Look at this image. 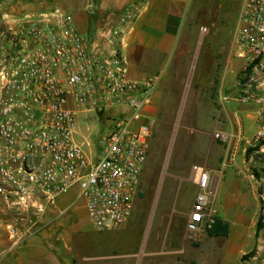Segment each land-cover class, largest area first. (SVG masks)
I'll return each mask as SVG.
<instances>
[{
    "label": "built area",
    "instance_id": "1",
    "mask_svg": "<svg viewBox=\"0 0 264 264\" xmlns=\"http://www.w3.org/2000/svg\"><path fill=\"white\" fill-rule=\"evenodd\" d=\"M9 1L0 0V196L9 206L41 214L73 189L96 230H117L139 195L154 124L149 107L164 73L132 78L116 43L119 30L108 32L107 49H101L69 13L14 15L5 11ZM231 52L240 61L239 76L216 101L248 106L245 118L255 127L244 134L235 112L230 131L213 134L232 158L240 141L256 151L264 146V0H242ZM98 108L109 130L97 152H85L75 139L78 115ZM192 178L186 230L194 233L211 226L212 192L206 169L193 167ZM8 234L16 237L17 229L8 226Z\"/></svg>",
    "mask_w": 264,
    "mask_h": 264
},
{
    "label": "rangeland",
    "instance_id": "2",
    "mask_svg": "<svg viewBox=\"0 0 264 264\" xmlns=\"http://www.w3.org/2000/svg\"><path fill=\"white\" fill-rule=\"evenodd\" d=\"M241 3L242 0H193L174 55L156 88L149 155L126 225L113 232L98 231L75 190L56 199V203L62 196L72 200V224L86 232L84 257L110 255L98 261L84 259L82 264H203L209 227L194 233L186 230V216L195 194L193 167H203L210 174L212 217L244 214L249 219L252 238L240 253L239 262L232 264H260L264 256V146L256 151L240 141L231 158L227 146L213 137L215 132L230 131L228 118L235 112L244 120V134L249 136L255 129L245 118L248 106L232 101L220 106L216 101L219 90L230 93L239 76L240 61L232 56L231 47ZM4 7L14 15L59 9L69 13L77 28L83 29L84 0H11ZM106 116L105 113L100 119L96 111L78 115L75 139L85 152L99 150L101 137L111 123ZM243 166L252 180L238 171ZM4 204L15 215L6 217L7 225L17 229L21 237H38L57 249L63 245L58 237L62 226L56 225L55 217L45 215L50 211L38 214L19 210L5 201ZM62 212L65 211L57 214ZM117 237L120 241L115 240ZM64 259L66 264H81L74 253L57 254L59 264H65Z\"/></svg>",
    "mask_w": 264,
    "mask_h": 264
},
{
    "label": "crops",
    "instance_id": "3",
    "mask_svg": "<svg viewBox=\"0 0 264 264\" xmlns=\"http://www.w3.org/2000/svg\"><path fill=\"white\" fill-rule=\"evenodd\" d=\"M192 2L193 0H84L83 29L79 30L77 26L76 28L80 33L84 31V34H88V29L93 26L94 32L90 39L101 49H107L108 32L113 29L119 30L116 43L128 58L129 75L132 78L140 79L164 71L166 65L168 66L174 55L180 29ZM126 14H129L130 18L122 22L121 19ZM157 95L158 91L155 90L149 107L150 111L153 109ZM242 121L244 120L242 119ZM250 125L254 126L252 123ZM238 171L249 179L245 166L239 168ZM135 201L136 199L133 209ZM71 205L72 200L62 196L57 205L48 209L47 211L50 212L45 214L55 217L58 220L56 225L62 226L58 237L62 240L63 245L57 249L45 245L38 237L29 236L24 239L18 232L16 237H10L8 234L10 225H7L6 217L13 218L15 215L5 207L4 201L0 197V264H59L57 254L61 251L65 256L74 253L81 264L84 259L91 258L92 261H98L110 256L101 254L84 257V247H86L84 246L86 244L84 235L86 232L72 224L74 221L73 214L70 212ZM58 211L65 212L57 214ZM218 217L228 224V236L210 237L206 234V237H209L205 252L207 257H204L202 262H204L203 264L239 262L240 253L248 247L252 238L249 219L244 214H236L232 218L229 215L224 218ZM187 218L188 215L186 222ZM73 238L76 241L75 244ZM133 254L134 252L131 254V259ZM65 258L67 259V257ZM66 259H64L65 264L67 263ZM196 264L201 263L197 261Z\"/></svg>",
    "mask_w": 264,
    "mask_h": 264
},
{
    "label": "trees",
    "instance_id": "4",
    "mask_svg": "<svg viewBox=\"0 0 264 264\" xmlns=\"http://www.w3.org/2000/svg\"><path fill=\"white\" fill-rule=\"evenodd\" d=\"M94 28L93 26H90L88 29V37L90 38L93 35ZM217 82V79H215L214 83ZM261 226V220L258 222V227ZM207 235L210 237H227L229 233V227L226 222H223L218 216L212 217V223L211 226L206 231Z\"/></svg>",
    "mask_w": 264,
    "mask_h": 264
},
{
    "label": "water",
    "instance_id": "5",
    "mask_svg": "<svg viewBox=\"0 0 264 264\" xmlns=\"http://www.w3.org/2000/svg\"><path fill=\"white\" fill-rule=\"evenodd\" d=\"M190 77H191V73L189 74V79H190ZM183 103H184V99L182 100L181 109H182ZM96 113L98 114L99 118L101 119L102 118V108H98L96 110Z\"/></svg>",
    "mask_w": 264,
    "mask_h": 264
}]
</instances>
